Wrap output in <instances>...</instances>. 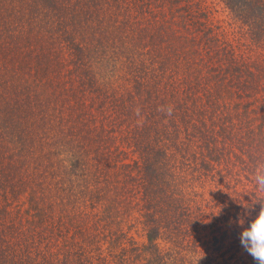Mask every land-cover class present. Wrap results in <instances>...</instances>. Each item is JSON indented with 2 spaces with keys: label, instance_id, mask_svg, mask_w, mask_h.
Returning a JSON list of instances; mask_svg holds the SVG:
<instances>
[{
  "label": "trees",
  "instance_id": "16d2710c",
  "mask_svg": "<svg viewBox=\"0 0 264 264\" xmlns=\"http://www.w3.org/2000/svg\"><path fill=\"white\" fill-rule=\"evenodd\" d=\"M222 1L263 39L264 0ZM197 2L0 0V264H214L208 196L264 161L262 67Z\"/></svg>",
  "mask_w": 264,
  "mask_h": 264
},
{
  "label": "rangeland",
  "instance_id": "374dc122",
  "mask_svg": "<svg viewBox=\"0 0 264 264\" xmlns=\"http://www.w3.org/2000/svg\"><path fill=\"white\" fill-rule=\"evenodd\" d=\"M189 1L197 4V1L199 0ZM199 5H202L203 8H205V12L208 15V18H203L204 20H209L215 28L222 26L225 27L226 31L229 33L228 38L232 41V44L236 46L237 42H239V44L242 45L241 49L236 51V54L242 56L244 60L249 63V67L252 71L255 66L260 63L262 71H260V74L256 73V82L258 84L259 91L255 94V99L257 100L255 107L258 108V115L256 117H264V109L262 107L264 99V37L263 39H260L261 41L259 42L251 40L250 36L251 38L254 36L253 30H250L248 25H241V22L237 21L238 18L234 17L230 10L226 8L222 0H201V4L199 3L198 6ZM218 31H220V29H218ZM261 99L262 103L260 102ZM260 106L262 108H260ZM254 187L255 183L253 178H246L244 179V185L242 184L240 187L233 186L232 189H228V192H226L228 195H231L232 190L234 191L232 193V199L227 196H220L221 193L225 191L224 188L223 192H221V189H215V197L208 196V198L211 199L210 207H212L209 210L211 214L208 218V222L213 223V221L218 219L217 223L222 225L219 230L220 234L218 233L217 235L221 238V242L220 247L214 254V264H256V261H254L252 256L243 249L240 243L239 236L243 229L246 228L245 221L243 226H241V220H223L221 218L223 211L220 210L223 207L230 205V202L236 204L241 198L243 199V202L246 203L248 208L251 207L250 209H252V206H254L255 210L259 213L260 205L256 204L257 200L253 201L250 195V192ZM230 199L232 201H230ZM216 244L217 243H215V245Z\"/></svg>",
  "mask_w": 264,
  "mask_h": 264
},
{
  "label": "clouds",
  "instance_id": "9594fccd",
  "mask_svg": "<svg viewBox=\"0 0 264 264\" xmlns=\"http://www.w3.org/2000/svg\"><path fill=\"white\" fill-rule=\"evenodd\" d=\"M158 110L164 112L167 116H172L174 106H161ZM134 111L137 117H141V109L139 107ZM137 123L142 124L143 118L141 117ZM253 180L257 193L256 204L260 205V210L255 219L250 221L249 226L240 233L239 239L243 249L252 256L256 264H264V161L257 162ZM243 224L244 221L241 220L240 225L243 226Z\"/></svg>",
  "mask_w": 264,
  "mask_h": 264
}]
</instances>
